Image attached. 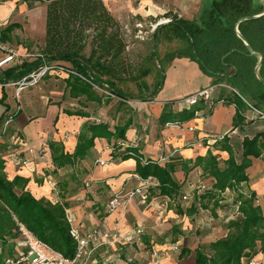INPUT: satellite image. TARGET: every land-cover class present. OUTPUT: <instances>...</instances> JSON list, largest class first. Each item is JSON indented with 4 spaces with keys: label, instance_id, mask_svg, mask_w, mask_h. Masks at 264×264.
Here are the masks:
<instances>
[{
    "label": "crops",
    "instance_id": "1",
    "mask_svg": "<svg viewBox=\"0 0 264 264\" xmlns=\"http://www.w3.org/2000/svg\"><path fill=\"white\" fill-rule=\"evenodd\" d=\"M102 1L114 17L115 13L111 10L113 4L131 12L138 19L143 16L142 12L153 16L166 13L168 7L167 0ZM212 1L176 0L181 10L189 11L197 3L195 14L190 18L177 17L194 19L209 8ZM45 14L46 3L29 5L22 0H0V31L6 29L4 39L2 36L0 40V58L6 55L7 50L13 49L20 57L18 62L10 65L35 60L44 41ZM166 23L154 27L152 35L156 41L160 40L161 34H164V38L178 39L163 31L155 32L157 26ZM32 46L35 47L34 53L29 52ZM183 46L167 54L166 61L170 64L182 58L194 61L174 55ZM196 67L192 68L195 69V75L190 79L192 83L173 85L175 95L158 97L161 88L151 100L130 103L114 99L104 101L98 93L99 101L86 100L83 95L70 97L65 93L67 76L61 74H49L37 86L22 90L18 95L14 86L0 83V130L4 129L0 133V157L5 160V174L10 179L15 175L27 178L26 188L35 198L65 202L66 218L71 220L69 225L80 233L97 229L116 231L122 236L135 227H142L139 242L127 244L120 241L97 249L99 257H111L109 264H195V250L226 236V224L240 217L239 195L252 196L254 205L264 214V150L259 157H249L245 181L218 193L216 204L214 199L208 201L207 192L215 179L201 165L193 164L197 157L204 158L210 153L222 168L228 153L220 147L221 143L218 146L213 143L199 147L196 142L201 137L225 133L227 144L232 148L233 138L239 136L242 141L245 136L252 137L264 132L260 130L264 122H246L243 119L234 126L236 106L228 102L232 94L226 89H218L208 103L200 102L188 108L179 106L176 101L180 98L217 83L215 78ZM220 99L226 101L219 102ZM73 105L77 108L67 107ZM165 107L172 113L192 107L198 109L194 117L177 125L172 122L160 125L158 118ZM66 110H82L89 117L67 114ZM241 112L243 116L246 109L242 108ZM93 113L95 118L108 125L111 132L116 126L129 122L124 136L111 135L109 139L96 137L82 159L72 165L56 168L51 160L49 142H60L65 152H73L78 133L85 131V125L93 121ZM8 118H11V122L3 128L2 124ZM113 143L115 148L111 146ZM128 150L136 157L123 159L122 155ZM148 161L161 167L167 164L173 166L171 177L179 186L177 193L168 196L153 190L143 203L135 198L126 210L121 206L107 210V202L115 192L131 189L138 184L140 175L136 172L137 163L145 164ZM186 165L189 167L187 173L183 170ZM85 182H90V185L85 187ZM53 183H56V190L52 188ZM154 249L160 253L156 261L151 258ZM240 262L264 264V245L258 246L250 256L242 257Z\"/></svg>",
    "mask_w": 264,
    "mask_h": 264
},
{
    "label": "trees",
    "instance_id": "2",
    "mask_svg": "<svg viewBox=\"0 0 264 264\" xmlns=\"http://www.w3.org/2000/svg\"><path fill=\"white\" fill-rule=\"evenodd\" d=\"M22 1L29 5L46 3L43 45L35 60L3 68L0 83L17 81L43 63L60 61L81 75H68L65 80V93L73 98L83 95L86 100L99 101L100 97L91 82L106 86L123 100L129 97H138L141 101L151 100L161 87L157 76L154 88L150 90V86L141 79L147 72L135 71L125 51L127 44L123 25L102 0ZM164 16L169 18L168 23L157 26L155 32L163 31L184 42L177 54L174 53L175 56L194 60L204 74L215 78L216 82H225L235 88L251 105L264 108V1L213 0L209 8L191 20L179 18L170 12ZM5 32L6 29L0 31V40L2 36L4 39ZM127 79H138L137 95L130 96L117 86L118 82ZM146 91L149 93L146 94ZM228 102L236 106L233 120L236 126L243 120L241 110L246 106L235 94H232ZM197 109L192 107L172 113L165 107L158 118L159 124L184 122L194 117ZM66 113L89 117L82 110H66ZM128 124L116 126L114 132H111L108 125L101 121L87 123L85 131L78 133L77 143L71 153L64 151L62 143L49 142L53 165L60 168L82 159L93 146L96 137L109 139L115 135L122 138ZM227 141L225 134L221 141L215 142L217 146L221 143L220 147L228 153L222 168L210 153L204 158L197 157L193 164L201 165L215 179L207 192L208 201L214 199L215 204L218 193L247 179L245 170L250 165L249 157H259L264 150V132L243 137L239 161ZM111 146L116 147L114 143ZM131 156L136 157L128 150L122 158ZM4 168L5 160L0 157V259L14 253V243L10 241L20 240L16 221L53 250L65 257H72L76 244L70 235L65 202L35 198L26 188L27 178L15 175L10 179ZM172 170L173 166L168 164L161 167L151 161L137 163L136 172L141 178L153 177L157 182V185L149 188L147 198L153 190L168 196L177 193L179 186L171 177ZM183 170L187 173L189 167L186 165ZM53 185L56 190V183ZM239 198L240 217L226 224V236L195 250V264H241L242 257L250 256L258 246L264 245V214L254 205L252 196L239 195Z\"/></svg>",
    "mask_w": 264,
    "mask_h": 264
},
{
    "label": "built area",
    "instance_id": "3",
    "mask_svg": "<svg viewBox=\"0 0 264 264\" xmlns=\"http://www.w3.org/2000/svg\"><path fill=\"white\" fill-rule=\"evenodd\" d=\"M155 26L156 24L153 25V27ZM125 48H128V45H126ZM18 57H20V55L17 54L15 50H7L6 55L0 58V68H6L10 64L18 62ZM49 74L81 76L65 64H62L60 62H46L39 66L37 69L31 71L29 74L20 78L19 80L3 83L2 85L14 86L15 94L18 95L22 90L37 86ZM91 84L95 90L102 91L105 95H107V97L118 98L120 101L130 103L128 100H123L113 94L111 90H105L102 88V86L92 82ZM218 89H226L232 94L237 95L244 102L246 106V112L245 114H243V119L246 122H264V108H258L251 105L239 94V92L235 88L231 87L225 82H217L200 88L195 92L180 98L176 101V103L179 106L185 108L195 106L200 102L208 103L211 101L212 95ZM219 102H224V100L220 99ZM93 121L98 123L101 121V119L94 117ZM10 122L11 118H8L5 121V125H8ZM172 123L176 125L178 124V122ZM189 129L192 130V128ZM224 136L225 133H215L205 138L201 137L196 142V145L199 147H202V145L204 144L211 145L217 141H221ZM96 162L104 164L103 161L97 160ZM89 185L90 182H85V187H88ZM155 185H157L156 180L149 177H140L138 179V184L135 187L115 192L109 198L106 208L107 210L111 211L121 206L124 210H126L129 203L135 198L139 203H143L147 199L149 188ZM53 187L54 185L52 184V188ZM67 221L71 224L70 219L67 218ZM16 225L18 227V231L20 232V240L16 242L17 250L15 249L14 253L11 255L2 257L0 259V264H109L111 262V257H99L97 255V249L99 247L115 244L120 241H123L127 244H134L140 241L143 234V228L140 226L129 230L122 236L119 235L116 231L109 232L107 230L100 231L97 229H91L86 232L80 233L77 229L70 227V235L74 238L76 245L74 255L72 257H65L61 253L53 250L46 243L39 240L22 223L16 221ZM159 257L160 253L157 250L154 249L151 251V258H153L155 261L158 260Z\"/></svg>",
    "mask_w": 264,
    "mask_h": 264
},
{
    "label": "rangeland",
    "instance_id": "4",
    "mask_svg": "<svg viewBox=\"0 0 264 264\" xmlns=\"http://www.w3.org/2000/svg\"><path fill=\"white\" fill-rule=\"evenodd\" d=\"M168 7H166V13L170 12L173 15H180L184 18H190L195 14L197 3L195 2L194 8L188 10H182L177 6L176 0H167ZM167 3V2H166ZM111 10L115 13V18L118 19L125 30L126 36V44L128 48H125L129 60L132 62L135 67V71L145 70L147 73L141 77L143 81H145L149 86L150 90L154 88V81L158 76V79L161 82V86L159 90L162 88L161 92L157 91L158 97H170L171 95H175L176 91H172V87L175 83L179 82H190V79L195 75V69L197 63L194 61H189L188 59L182 58L180 61L175 60L174 63L170 64L166 61V57L169 56L167 54L175 52L179 47L183 46V42L178 39L172 38H164V34L160 35V40L156 41L155 37L152 35L154 27L153 25H159L161 23H165L169 21V18L165 17L164 14H155L145 15L142 12L143 16L141 19H138L132 13H128L123 9L115 6H112ZM151 16V17H150ZM153 50L155 52H153ZM30 53L35 52V47L29 51ZM174 66V67H173ZM181 66V67H180ZM161 67V69H160ZM200 71V70H199ZM201 72V71H200ZM157 79V80H158ZM138 79H127L122 82H118L117 86L126 94L132 96L138 94L137 81ZM192 83V82H190ZM103 89L109 90L106 86H102ZM178 90V88H177ZM98 94L103 97V100H111L114 99L119 101L118 98L107 97L102 91L96 90ZM149 92L146 91V94ZM156 93V94H157ZM145 94V95H146ZM155 94V95H156ZM128 98V97H127ZM131 97H129L130 99ZM174 98V97H172ZM132 100H128L129 102H135L136 100H140V98H131ZM77 108V106H67ZM95 114H92L93 118ZM90 121V120H88ZM261 124V123H260ZM3 128L6 126L5 122H3ZM261 131H264V124H261ZM4 131V129H3ZM2 129L0 133H3ZM9 131V130H8ZM11 131V130H10ZM3 150V146L1 151ZM232 152L236 160H239L241 157V139L238 137L232 139ZM9 240V239H8ZM10 241V240H9ZM10 243H14L13 249L17 250V243L10 241ZM11 244V245H12ZM10 245V244H9ZM6 248V247H5ZM11 248V247H10Z\"/></svg>",
    "mask_w": 264,
    "mask_h": 264
},
{
    "label": "water",
    "instance_id": "5",
    "mask_svg": "<svg viewBox=\"0 0 264 264\" xmlns=\"http://www.w3.org/2000/svg\"><path fill=\"white\" fill-rule=\"evenodd\" d=\"M262 1H264V0H262ZM241 37V39H243V37L242 36H240Z\"/></svg>",
    "mask_w": 264,
    "mask_h": 264
}]
</instances>
